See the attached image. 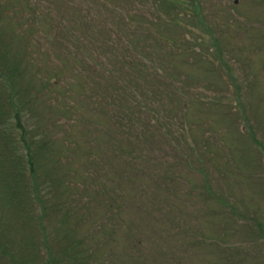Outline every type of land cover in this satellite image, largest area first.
Returning a JSON list of instances; mask_svg holds the SVG:
<instances>
[{"label": "rangeland", "instance_id": "rangeland-1", "mask_svg": "<svg viewBox=\"0 0 264 264\" xmlns=\"http://www.w3.org/2000/svg\"><path fill=\"white\" fill-rule=\"evenodd\" d=\"M2 66L0 264H264V0H0Z\"/></svg>", "mask_w": 264, "mask_h": 264}, {"label": "trees", "instance_id": "trees-1", "mask_svg": "<svg viewBox=\"0 0 264 264\" xmlns=\"http://www.w3.org/2000/svg\"><path fill=\"white\" fill-rule=\"evenodd\" d=\"M165 2H168L170 3L173 7H176L178 6L182 0H165ZM180 26V25H178ZM127 62V61H126ZM129 66H132L133 68L137 69V62H135L134 60H130V62H127ZM166 66L167 65V61H166ZM7 71V68L3 67L2 68L0 67V80H2L7 86H11V78L9 77V75H11V73L9 75H6L5 72ZM8 72H10V70H8ZM111 74V73H110ZM160 79H162L163 81L166 80V76L165 75H161V77H159ZM168 79V78H167ZM168 83L165 85V87H168V88H172L173 85H172V82L170 81H167ZM3 83V84H4ZM5 86V85H4ZM127 88V87H125ZM131 88L129 87L127 90H130ZM175 96V95H174ZM2 99H5V101L7 100V102L9 101V104H14V95L11 94L10 97H8V99L3 96ZM23 104V103H22ZM16 115V128L17 130L20 132L18 137L20 139V142L22 144H24L25 146V155L22 156L23 159H25L26 157V163L24 165H22V169L20 170V176L22 177L23 179V184L20 185V187H17L15 190H16V193H15V196H17V194L20 192L21 193V190L22 188L27 191L28 187L27 186V183L25 180H27V178L29 177V175L35 177V162H34V159H33V156H32V143L33 141L30 140L31 142H29L28 139H26V131H25V127L22 125L21 123V118H20V108L17 106L16 107V110H15V113ZM16 130V129H15ZM4 132V131H3ZM15 137H17L16 135H14V139ZM27 171L29 173V175H27ZM23 185V187L21 188V186ZM38 189V187H37ZM36 187L35 188H32V189H28L27 192L31 191L30 193H28V197L31 195V193H33L35 196H38L39 195V190H37ZM39 197V196H38Z\"/></svg>", "mask_w": 264, "mask_h": 264}]
</instances>
